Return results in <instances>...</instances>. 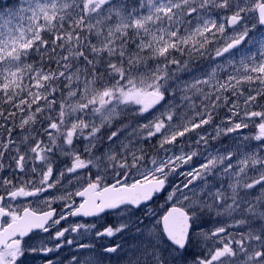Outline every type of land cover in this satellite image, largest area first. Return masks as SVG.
Instances as JSON below:
<instances>
[{"label":"snow or ice","instance_id":"obj_1","mask_svg":"<svg viewBox=\"0 0 264 264\" xmlns=\"http://www.w3.org/2000/svg\"><path fill=\"white\" fill-rule=\"evenodd\" d=\"M0 264H264V0H0Z\"/></svg>","mask_w":264,"mask_h":264}]
</instances>
